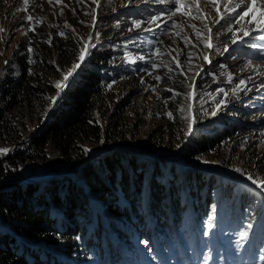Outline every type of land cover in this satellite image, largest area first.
<instances>
[{"label":"rangeland","instance_id":"1","mask_svg":"<svg viewBox=\"0 0 264 264\" xmlns=\"http://www.w3.org/2000/svg\"><path fill=\"white\" fill-rule=\"evenodd\" d=\"M96 1L99 2V21L92 31L90 17ZM238 2L181 0L177 11L175 0H51V3L49 0H28L27 3L24 0H0V29H3L0 31V87L8 76H16V53L28 44L27 32L34 28L36 19L49 24L53 17L58 18L62 12L65 14L67 7H76L79 11L74 15V26L71 27L69 19L63 21V25L81 42V49L85 43L90 44L87 52L94 46L97 47L94 51L110 49L113 42L106 36L111 33L135 37L134 41L139 40L133 46L139 52L143 49L152 54L147 65L148 75H159L158 69H161L180 76V83L171 81L161 86L179 102L176 113L181 120V129L174 135H167L158 145L161 151L170 149L172 153L156 152L143 157L147 161L149 157L158 154L179 165L175 174L181 172V176L173 180V189H177L178 193L173 198L176 203L172 207L179 206L175 217L177 225L172 227H176L173 234L174 249L170 250V241H165L161 245L163 247H160L163 253L160 252L156 237L153 248L142 260V264H168V258H176L173 264H214L210 247L218 248L220 242L217 245V236L214 233L210 235L212 228L207 230L208 224L201 223V227L197 228V224L190 218V211L197 204L196 201H200L199 205L208 202L204 209L209 219H218L217 214L223 212L219 216L221 221L218 219L214 222L229 227L227 231L230 241L223 240L229 247L236 246L228 251L232 258L223 252L216 259L217 264L223 259L224 264L228 260H235L234 264H264V253L258 251L264 249V191L247 179L251 175L254 179L264 181V43H259V38L264 37V31L260 30L262 26L257 27L258 22L264 21L260 12L264 0H256L242 20L230 15L232 4ZM226 4L229 7L226 8ZM28 16L33 19L28 20ZM153 16L155 20H152ZM133 21H138L139 27H135ZM245 32H249V35H244ZM233 39H237L235 44L232 43ZM209 43L211 48L206 46ZM80 52L75 61L54 81L55 87L58 82L62 83V88L56 87L58 91L54 96L46 95L38 103L24 108L17 105L10 109L0 106V124L10 122L16 128L13 134H8V137L5 135L0 140V149L8 150L0 152V161L9 155L23 159L35 150L30 147L31 140L47 123L63 91L79 72L80 67L67 81L63 80L73 64L82 65L79 61ZM144 75L116 83L112 88H104L103 97L95 102V121L105 128L113 118L122 125V137L116 139L109 149L104 145L90 147L89 162L116 152L133 153L140 158L137 148L146 143H156L161 133L167 130L158 108L160 89L156 86L148 87ZM241 80L244 81L243 85L240 84ZM191 91L193 96H190ZM239 112L244 116L235 114ZM237 124L244 125L240 126L244 129H255L246 134H233L229 139L210 146L208 154L195 159L194 169L208 173L206 176L211 177L208 179L205 176V184L191 201L186 192V178L183 177L191 170L183 165L180 154L190 150L188 141L192 132L203 128L212 132L216 127L230 134V127L236 128ZM36 152L32 157L37 156V161L27 160L23 164L29 171V180L39 182L48 177L50 181L52 177L69 174L74 170H62L55 174L62 157L50 145L44 149L47 161L40 162V155ZM13 180L23 181L18 177H7L2 180V184ZM230 186L235 188L234 196L229 192ZM220 194L229 196V200L223 201ZM141 201L144 204V195ZM88 206L96 209L93 202ZM166 210H162L165 211L163 216L170 219ZM212 219L209 223L211 225ZM151 222L148 220L145 225L150 228L156 225V221L153 224ZM242 231L248 233L243 239L239 236ZM133 239L128 244L146 245L141 235L136 234Z\"/></svg>","mask_w":264,"mask_h":264},{"label":"trees","instance_id":"2","mask_svg":"<svg viewBox=\"0 0 264 264\" xmlns=\"http://www.w3.org/2000/svg\"><path fill=\"white\" fill-rule=\"evenodd\" d=\"M78 12L76 7H67L65 14L60 12L58 18L49 20V24L36 19L34 28L27 32L28 44L16 53V76H8L0 87V106L24 108L38 103L46 95L57 93L54 81L81 51V42L63 25V21L69 19L71 27L74 26V15ZM106 37H110L108 40L113 45L103 52L101 48L94 51L96 46L87 52L79 72L63 91L47 123L31 140L34 154L30 152L31 155L23 159L4 156L0 161V264H142L156 237L160 252L165 241H170V250L174 249L176 227H172L177 225L175 217L179 206L172 207L178 193L173 189V180L181 176V172L175 174L179 165L158 154L147 161L143 157L156 152L172 153L170 149L161 151L158 145L167 135H174L181 129V120L176 113L179 102L161 86L171 81L180 83V76L161 69H158L159 75H148L147 65L152 54L143 49L139 52L133 46L139 39L136 42L135 37L114 33ZM143 74L148 87L160 89L158 108L167 130L156 143L137 148L140 158L133 153L116 152L89 162V151L85 152V149L102 145L109 149L122 137V125L113 118L105 128L95 121V102L103 97L104 88H112L116 83ZM235 114L244 116L240 112ZM237 125L230 127V134L216 127L212 132L208 128L192 132L188 141L190 150L180 154L183 165L191 170L183 176L191 201L198 196L208 175L194 169L195 159L208 154L210 146L219 141L255 129ZM14 129L10 122L0 124V140L13 134ZM47 145L62 157L55 174L74 170L52 177L50 181L46 177L42 183L2 184L7 177L27 179L29 171L23 164L27 160L37 161V156L32 157L36 151L40 162L47 161L44 153ZM229 189L234 196L235 188L230 186ZM143 195L144 204L141 201ZM220 197L223 201L230 198L222 194ZM90 202L96 204V209L88 206ZM196 202L190 218L197 228L201 223L208 224L206 229L212 228L210 235L218 231L220 237L226 238L229 227L214 222L221 221L219 216L223 212L217 214L218 219H209L204 209L208 202L204 205ZM164 208L170 219L164 218ZM211 219L214 227H209ZM148 220H152V224L156 221V225L147 227ZM136 234L147 241L145 246L128 244L135 240Z\"/></svg>","mask_w":264,"mask_h":264},{"label":"snow or ice","instance_id":"3","mask_svg":"<svg viewBox=\"0 0 264 264\" xmlns=\"http://www.w3.org/2000/svg\"><path fill=\"white\" fill-rule=\"evenodd\" d=\"M24 2L27 3L28 0H24ZM49 2L51 3V0H49ZM57 2H59V0H57ZM255 3H256V0H239L238 3L232 4L230 15L238 16L242 20L243 17L248 14V11L253 8ZM180 4H181V0H175V5L177 6L176 7L177 11L179 10V5ZM225 7L227 8V7H229V5L226 4ZM260 12H261V16L264 17V5H262L260 7ZM172 14H174V13H172ZM223 18L224 17H221V19H223ZM27 19L28 20H32L33 17L32 16H28ZM155 19H156V17L153 16L152 20H155ZM217 23H219V21H217ZM248 23H251V21H248ZM261 23H264V21L258 22L257 27H260ZM133 25L135 27H139V22L138 21H133ZM192 27H195V26L193 25ZM129 30L131 31V29H129ZM260 30L264 31V27H261ZM0 31H3V29H0ZM229 31H231V28H229ZM197 35H199V33H197ZM244 35H249V32H245ZM233 36H235V33H233ZM262 38H264V37H262ZM236 42H237V39H233L232 40L233 44H235ZM206 46L209 47V48L212 47V45L210 43L207 44ZM88 47H90V44L85 43V47L83 49H81V52H80V55H79V61L81 63L84 61L85 56L88 54L87 53ZM29 51H31V49H29ZM225 51H227V49H225ZM204 58H205L206 61H208V57L207 56H205ZM79 67H80V63L73 64L72 68L63 77V80L67 81L69 79V77H71L73 75V73L76 71V69L79 68ZM156 79H159V77H156ZM240 84L243 85L244 81L241 80ZM56 87L57 88H62V83L58 82L56 84ZM214 114L215 113H213V115ZM7 151H8L7 149H0V152H7ZM84 151L87 152L89 150L85 149ZM198 159H199V157H198ZM204 163H208V161H204ZM237 171H240V169H237ZM247 179L250 180L253 184H255L257 188H260L262 191H264V181H261V180H258V179H254L251 175H249L247 177ZM211 226L212 225L209 224V227H211ZM248 227L251 228V225L249 224ZM247 234H248L247 231H242V232L239 233V236L241 237V239H243L244 237L247 236ZM205 235H207V233H205ZM144 243L147 244V241H145Z\"/></svg>","mask_w":264,"mask_h":264},{"label":"water","instance_id":"4","mask_svg":"<svg viewBox=\"0 0 264 264\" xmlns=\"http://www.w3.org/2000/svg\"><path fill=\"white\" fill-rule=\"evenodd\" d=\"M98 1L97 2H95L94 3V8H93V10H92V14H93V18H92V22H91V30L93 31V29L95 28V25H96V22H97V20H98V16H97V6H98ZM204 69V68H203ZM202 69V70H203ZM199 73V72H198ZM197 76H198V74H196ZM196 76V77H197ZM195 77V78H196ZM195 78H194V80H195ZM193 94V92L191 91L190 92V96H193L192 95ZM126 148V147H125ZM48 178V177H47ZM46 177L44 178V179H42L41 181H39L40 183H42V182H44L45 181V179H47ZM240 180V179H239ZM13 182H18V183H21V182H25V183H32V182H34V183H38V181L36 182V181H33V180H29V179H27V180H24V181H18V180H13ZM242 182H244L243 180H242Z\"/></svg>","mask_w":264,"mask_h":264},{"label":"bare ground","instance_id":"5","mask_svg":"<svg viewBox=\"0 0 264 264\" xmlns=\"http://www.w3.org/2000/svg\"><path fill=\"white\" fill-rule=\"evenodd\" d=\"M97 2V1H96Z\"/></svg>","mask_w":264,"mask_h":264}]
</instances>
